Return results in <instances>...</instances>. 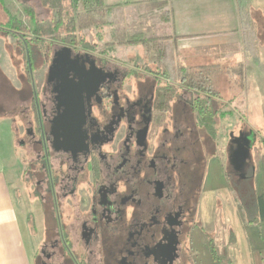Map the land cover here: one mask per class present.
<instances>
[{
  "label": "flooded vegetation",
  "instance_id": "1",
  "mask_svg": "<svg viewBox=\"0 0 264 264\" xmlns=\"http://www.w3.org/2000/svg\"><path fill=\"white\" fill-rule=\"evenodd\" d=\"M50 44L48 56L39 51L35 57L33 44H22L29 85L21 111L22 178L28 201H36L29 213L40 220L37 264H195V234L207 233L202 221L220 214L208 210L218 202L204 189L218 155L203 158L198 189L189 165L197 144L207 151L215 143L216 116L210 133L188 89L181 91L189 97L161 101L157 75L103 52ZM240 134L230 145L231 159L237 147L242 153L249 132ZM238 155L224 164L226 190L234 193L231 174L245 177L248 169Z\"/></svg>",
  "mask_w": 264,
  "mask_h": 264
},
{
  "label": "rangeland",
  "instance_id": "2",
  "mask_svg": "<svg viewBox=\"0 0 264 264\" xmlns=\"http://www.w3.org/2000/svg\"><path fill=\"white\" fill-rule=\"evenodd\" d=\"M28 2L33 6L35 17L38 19H46L50 16V11L42 7L38 0H0V74L6 76V81L2 80L0 76V114H9L10 121L16 123L17 135L14 132L12 134V145L10 150V180L13 186V197L15 205L17 207V213L22 225L25 241L30 253L31 264H37L36 249L40 240L39 224L40 220L31 215L29 211L36 209V201L33 197L27 199V185L23 182V171L25 168L26 154L20 139L22 134V107L18 105L20 100L28 98L29 85L24 81L25 69V57L22 49L20 36L13 33L9 28V16L12 14L22 16L20 11L19 2ZM145 3H137L135 5H128L112 8L114 11L112 14L114 27L124 28L129 30H138L149 28L150 33L157 37L165 35L167 33L166 24L158 22L159 11L152 8V14L144 8ZM259 6H264V0H261ZM116 21H118L116 23ZM230 26L222 27L219 30V49L227 52L226 57L228 60H218L219 64L233 65L236 63H242L244 78L243 86L238 85L235 82V76L229 74L227 76H220L218 78V91L219 97L212 98L213 108L222 106L215 112L216 116V139L209 149L204 150L200 144H197V154L191 159L189 165L190 173L195 180V187L198 189L201 185L202 175L204 172V160L203 158L210 153L220 156L226 167L232 165L230 145L233 140L242 131L253 132L255 139L251 143L249 154L247 157V167L244 170L245 177H239L237 174H231L233 187L236 192H232L226 189H219L214 192H210L207 195L214 196L217 199V205L208 207V210H218L220 214L216 217H207L206 221H202L204 229L207 231L210 237L214 239L216 245L220 250L227 246V251L233 261V264H249V252L245 243L244 235L241 230V225L238 217V203L244 205L245 208L254 210V199L252 196V184H251V166L255 165L259 157L264 153V45L260 46L258 53L259 60L254 62L251 57L244 52L240 55L234 56L237 51V46L229 42L230 38ZM109 26L102 27H86L79 29L76 32V39H84L90 45L94 47V52H103L111 60L124 64L123 66L131 68H142L144 62H147L144 58L145 51L140 44H117L112 42V38L109 36ZM17 35V36H16ZM29 32H23V40L27 41ZM23 42V41H22ZM35 43V42H33ZM43 43V42H42ZM46 44L32 46V56H39L43 53V56L49 55L51 45L49 41ZM166 45L165 38L160 39V45ZM262 47V48H261ZM77 48H82L77 45ZM39 49V50H38ZM239 51V48H238ZM216 54L217 51L215 50ZM42 56V55H41ZM174 60V69L179 66H190L189 63L183 61L182 57L178 56L176 51ZM149 68L155 69V64L148 63ZM46 66H39V72L44 70ZM162 68V67H161ZM38 70V69H37ZM143 72V71H142ZM176 72V71H174ZM36 77L37 74L35 73ZM35 77V78H36ZM161 81L160 84H163ZM174 86H178V82H172ZM187 89L180 87L181 89ZM183 94L180 99L189 97V92L183 90L179 92ZM17 138V139H16ZM250 164V165H249ZM229 169V168H227ZM232 197L234 199H232ZM227 198L231 203L228 205ZM233 201V202H232ZM29 202V204L27 203ZM226 204V205H225ZM28 205L30 207H28ZM32 205V206H31ZM225 205V206H224ZM217 206L216 208H214ZM222 207L224 208V214L222 213ZM228 207V208H227ZM27 215V217H26ZM215 224V225H213ZM209 225H212L210 227ZM226 225V226H224ZM37 229V230H36ZM230 230L236 235L237 241L234 244L226 243L229 239L227 231ZM229 242V241H228Z\"/></svg>",
  "mask_w": 264,
  "mask_h": 264
},
{
  "label": "trees",
  "instance_id": "3",
  "mask_svg": "<svg viewBox=\"0 0 264 264\" xmlns=\"http://www.w3.org/2000/svg\"><path fill=\"white\" fill-rule=\"evenodd\" d=\"M40 5L50 11L46 19L35 17L33 6L28 2H19L22 16L10 15L9 28L20 36L23 44V32H29L27 42L35 46L46 44V41H59L68 44L80 45V47L93 50L94 47L87 41L76 39V32L86 27L109 26V36L113 39L110 44H140L145 51L144 62L147 72L157 75L164 83L156 86L157 99L170 101L180 92V87H185L195 96L193 107L196 117L201 120L210 133H215L213 121L212 98L219 97L218 78L232 74L235 82L243 86L244 71L242 63L223 65L219 63H201L190 66H179L174 69L173 57L178 52L174 37L152 35L149 28L127 30L117 28L112 17L113 10L118 5H105L102 0H38ZM237 12L242 34V48L249 53L252 61L258 62L257 34L249 12L247 0H236ZM144 8L152 14V8L159 11L158 22L168 24L171 20L168 1H147ZM118 21H116L117 23ZM16 35V36H17ZM165 38L166 45H160V39ZM23 41V42H22ZM35 42V43H33ZM43 42V43H42ZM30 45V46H31ZM32 45V46H33ZM32 54V51L30 52ZM155 64V69L149 68L148 63ZM162 67V68H161ZM176 71V72H174ZM178 82L174 86L172 82ZM222 106H220L221 108ZM204 189L216 191L229 189L230 181L227 176L221 157L211 158L207 173L204 177ZM252 196L254 210L245 208L238 203V217L245 243L249 252L250 264H264V153L253 165L251 173ZM235 242L234 233L230 232L229 243ZM193 245L198 247L195 264H233V261L225 250H220L214 241L204 231L195 234Z\"/></svg>",
  "mask_w": 264,
  "mask_h": 264
},
{
  "label": "crops",
  "instance_id": "4",
  "mask_svg": "<svg viewBox=\"0 0 264 264\" xmlns=\"http://www.w3.org/2000/svg\"><path fill=\"white\" fill-rule=\"evenodd\" d=\"M147 1L151 0H102L105 5L114 6L135 5ZM166 1H168L171 20L166 24L165 35L174 37L178 56H181L189 65L217 63L218 60L229 59L226 57L227 52L217 46L220 44L219 29L226 26H230V40L227 43L233 45L235 43L237 46L234 56L240 55L241 52L247 53L242 48L236 0ZM260 2L261 0H247L257 34V53L260 51V46L264 45V6H259ZM247 54L250 56L249 53ZM22 73L25 76L24 72ZM0 76L3 81H6L4 74ZM23 102L24 100H20L18 103L22 108ZM10 117V113L0 114V264H31L30 253L13 197L12 182L9 178L12 134L14 132L15 136L17 135L16 123L10 121ZM234 236V243H236L237 238L235 234Z\"/></svg>",
  "mask_w": 264,
  "mask_h": 264
},
{
  "label": "water",
  "instance_id": "5",
  "mask_svg": "<svg viewBox=\"0 0 264 264\" xmlns=\"http://www.w3.org/2000/svg\"><path fill=\"white\" fill-rule=\"evenodd\" d=\"M67 49V48H66ZM242 137L241 134L239 133V136H237L233 141H236V139ZM255 139V135L253 132H249L248 137L245 138V145L242 146L241 151H239L240 149L237 147V149H235L234 151V157L237 158L239 155L238 154H242V159L243 160H247L248 154H249V149L251 147V143L253 142V140ZM234 157L231 159V161H234ZM253 168V167H252Z\"/></svg>",
  "mask_w": 264,
  "mask_h": 264
}]
</instances>
